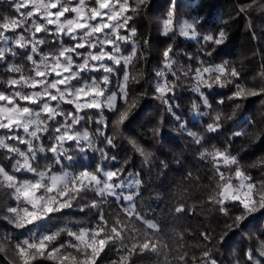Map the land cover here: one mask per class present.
Wrapping results in <instances>:
<instances>
[{"label":"snow or ice","instance_id":"snow-or-ice-1","mask_svg":"<svg viewBox=\"0 0 264 264\" xmlns=\"http://www.w3.org/2000/svg\"><path fill=\"white\" fill-rule=\"evenodd\" d=\"M11 2L19 5L16 11L19 15L10 21L0 17V65L9 74L7 78L0 76V186L10 192L12 199L22 203L9 207V216L16 228L25 229L62 214L64 210L76 206L77 201L85 206L80 212L93 214L88 222L80 221L73 226L63 223L51 230L32 232L23 241H17L16 251L21 264H138L137 258L147 254L156 257V264H217L206 244L201 245L207 250L202 251L199 258L193 255L189 259L183 232L173 230L171 236L165 239L160 223L140 211L136 202L144 187L142 170L128 171V158L120 160L118 165L109 164L118 160L111 151L118 147L114 133L124 132L132 112L149 95L144 89L140 91L139 100H130L132 86L129 84L135 79L131 74L132 64L146 51L137 48L133 14L143 10L149 0ZM168 3L171 5L172 0ZM241 11L245 9L241 7ZM248 27L251 28L250 21ZM161 31L165 36L178 32L183 38L196 41L199 46L195 54L185 53L188 60L195 61V67L192 64L186 67L178 65L180 53L173 44L162 49L161 66L153 71V98L160 101L165 111L174 117L178 130L199 146L198 158L211 165L210 179L214 188L209 191L207 202L231 220L227 224L228 230L240 228L255 214L264 212V176L255 181L248 172V166L241 163L240 152L232 150L251 128V123L245 120L247 127L233 129L232 136L223 146L205 147V135L191 130L176 114L175 108L179 105H173L171 94L181 86L178 77L188 81L191 92L196 94L190 110L207 118L203 125L205 133L218 134L223 130L224 105H230L235 114L251 98L264 100V87L244 83L241 69L231 62L213 61L218 50L226 47L231 39L224 28L202 31L198 17L178 20L174 9L170 8L167 17L161 21ZM65 32L71 43L64 40ZM84 35H87V40ZM72 36L76 39H71ZM50 37L59 39H55L56 43L48 49L49 52L60 48L61 41L74 45L62 51L57 58L61 61L67 58L72 63H56L51 55H42L45 50L41 46L50 44ZM253 38H256L254 33ZM76 53L82 55L77 56ZM113 63L119 64L123 74L119 85L122 91L116 95L110 94L111 89L107 94L104 91V83L109 80V66ZM125 65L128 66V73L123 72ZM24 70L29 71L27 78L23 75ZM87 71L92 72L96 80L84 77ZM45 76L46 83L50 85L45 98H50L52 102L46 111H51L61 100L63 106L71 108L67 121L63 116L68 113L56 117L62 124L66 127L74 125L77 132H81L82 128L88 129L82 127L85 121L93 125L91 137L87 134L74 137L63 129V136L57 133L60 141L66 139L75 143L79 139L89 146L95 145L99 160L91 170L81 171L79 175L57 174L55 170L39 172L38 179H28L23 175L27 174L25 168H35L31 163L35 140L27 136L22 138L17 129L23 125V131H29L25 117L30 107H39V104L35 95H22L21 90L24 93L41 92V81ZM70 76L71 84L68 82ZM101 76H104L103 81ZM259 76L264 81V64ZM72 86H77L75 95L69 90ZM225 87L229 90L227 94L217 91V88L223 90ZM212 92H216L215 99L211 96ZM101 96L104 97L103 110L98 112L101 103L96 97ZM122 104L126 107H121ZM217 107L220 111L214 112ZM86 113L101 119L89 121ZM77 114L84 119L74 122L72 117ZM163 123L161 119L154 136L160 135ZM12 132L16 133L14 137ZM35 135L38 132L33 137ZM128 143L132 152L141 158L142 165L150 167L154 158L152 150L134 138L128 139ZM257 143H264V133L256 138L250 137L247 148ZM57 150L58 145L52 144L49 154ZM160 164L165 168L168 166L165 161H160ZM251 166L264 172V153L256 157ZM191 176L189 172V179ZM113 205L117 206L115 211L112 210ZM196 210L195 204L186 206L183 202L172 209L177 217L189 212L194 214ZM226 235L227 232L224 233ZM201 237L203 241L213 239L209 232L202 233ZM7 241V234L0 236V242ZM257 252L259 257L264 258V241H261L260 251L251 249L244 254L246 264H264V259L257 258ZM110 253H114L115 258L108 259ZM160 257H163L162 261Z\"/></svg>","mask_w":264,"mask_h":264},{"label":"trees","instance_id":"trees-1","mask_svg":"<svg viewBox=\"0 0 264 264\" xmlns=\"http://www.w3.org/2000/svg\"><path fill=\"white\" fill-rule=\"evenodd\" d=\"M188 3L189 7L192 8V15L201 20V28L204 30H211L216 28L218 24L223 25L227 22L231 39L226 47L218 50L213 57V61L219 63L221 62L220 56H223L224 59L242 69L244 83L249 86L258 84L261 65L264 64V14L241 11V7L251 4L252 0H215L212 4V10L206 16L203 11L199 10V0H188ZM150 11L156 12L158 9L150 7ZM4 15L16 17L19 14L11 3H4L0 0V17ZM213 15L215 18L210 19ZM249 21H251V28L248 27ZM137 27L140 30V36L154 42L156 46L155 50L149 51L147 61L141 62L145 68L146 80L134 86L137 92L144 89L149 92V95L141 101L138 110V115L143 119V126L140 127L142 134L138 138L141 144L151 150L157 147L159 158L154 157L150 167L142 165L141 158L132 152L124 142L117 140L118 147L111 151L118 157V160L116 162L110 161L109 164L116 163L118 165L120 160L128 158L130 161L127 167L128 171H143L144 187L140 199L136 202L138 208L147 214L149 218H154L160 223L161 234L165 236V239L171 236L173 230L183 232L184 242L189 251V259L193 255L199 258L200 253L207 250L201 245L206 244L217 260V264H235V261L244 259L246 248L256 249L258 240H264V230L261 229V223L264 222V212L255 214L240 228L228 230L226 225L230 224L231 220L216 211L215 207L207 202V195L214 188V182L210 179L212 176L211 165L207 161H201L198 158L199 146L195 145L186 134L178 130L177 121L170 113L165 111V106L154 99L152 95V84L154 82L152 69L161 66L162 57L159 54V49L163 47L166 40L164 37H159L150 31L147 21L143 24L137 23ZM253 33L256 38H253ZM50 40V44L41 46L45 51L56 43L54 37H50ZM64 40L71 43L68 38H64ZM198 46L196 41L178 38L176 48L182 49L180 60L185 67L188 64H192L193 67L196 66L195 61L188 60L185 53L195 54ZM140 66V64L137 65V67ZM3 67V65H0V76L7 78L9 74L3 70ZM93 75L92 72L84 73V77H92ZM217 91H223L227 94L229 90L219 89ZM171 95L173 96V105H179L175 108L176 114L181 117L183 122L188 124L191 130L205 135V147L223 146L225 144L230 137L231 125L226 126L218 134L204 132L203 125L207 118L190 110L191 101L196 99V94L191 92L188 81L181 84ZM211 96L213 99L216 98V95L214 96L212 93ZM259 102L260 98H251L245 102L240 113L241 121L246 115L258 114L260 111H264V106H261ZM64 107L71 109L70 106ZM161 119L164 123L160 135L156 137L149 129L159 127ZM84 126L90 130L93 128V125L87 124L86 121L82 124V127ZM125 131L130 130L126 127ZM225 133L228 134L225 135ZM156 139H159L166 147L156 146ZM45 142H48L46 136ZM232 150L234 153L239 151L236 144ZM261 153H264V143L254 144L245 151L240 152L242 156L241 163L247 165ZM85 154L91 157L92 164L87 165L88 170H91L94 163L99 160V153H93L86 149ZM160 161H165L168 166L166 168L162 167ZM81 163L83 164L84 161L81 160ZM189 172L192 174L191 179L188 177ZM248 172L257 182L262 178L257 169L249 168ZM23 175L28 177L31 174ZM180 202L185 203L186 206L195 204L196 212L194 214L189 212L177 217L172 209ZM116 207V205H113L112 210L115 211ZM92 215L91 212L82 213L64 210L62 214L57 216H68L65 223L73 226L80 221H90ZM51 227L52 223H49L47 228L50 230ZM40 230L42 229H37V231ZM204 232L211 233L213 239L203 241L201 234ZM225 232H227L226 236H224ZM5 234H7V225L3 220H0V236ZM256 255L257 258L264 259L259 257L258 252ZM113 258H115L114 253H110L108 259ZM160 260L162 261L163 257H160ZM137 261L138 264H156V257L147 254L138 257ZM0 264H6L2 255H0Z\"/></svg>","mask_w":264,"mask_h":264},{"label":"clouds","instance_id":"clouds-1","mask_svg":"<svg viewBox=\"0 0 264 264\" xmlns=\"http://www.w3.org/2000/svg\"><path fill=\"white\" fill-rule=\"evenodd\" d=\"M4 3H11L12 7L15 9V11L19 10L18 4H13L11 0H2ZM215 2V0H199V10L203 11L205 16L208 12L212 10V4ZM151 8H157L158 11L152 12L150 11ZM246 12H253V13H260L264 14V0H252L251 6L249 4L242 6ZM172 8L175 11L176 18L178 20H186L192 17H195L192 15V8L189 7L188 0H172V4L169 5L168 0H149V3L145 5L144 9L141 10L138 13H134V27L137 31V40L136 45L137 48H144L148 51H143L135 60V62L132 64L131 74L135 78L134 80H130L129 84L132 86L131 88V94H130V100L135 99L139 100L141 96V92H137L135 90V85L141 84L142 81L146 80V74H145V68L141 62H146L149 51L155 50L156 46L154 42H150L147 38H142L140 36V30L137 27V23L143 24L145 21L148 23V27L150 31L157 34L159 37H164L166 40V43L163 45L162 48L159 49V54L161 55L162 49L167 47L169 44H173V46L176 48L178 38H183L179 35V33H168L167 36L162 34L161 31V21L165 19L168 15L169 9ZM6 21H10L13 19L12 16L4 15ZM203 18V17H202ZM211 17L210 19H214ZM251 22V21H250ZM201 25V20H200ZM217 27H222L228 32V26L227 22H225L223 25L218 24ZM202 31H207L201 28ZM211 30H215V28H212ZM31 31V29H29ZM68 36V33L65 32V37ZM55 39H59V37H54ZM71 39L75 40L76 37L72 36ZM84 39L87 40V35H84ZM142 40V43H141ZM70 47H74V45H66L63 44L61 41V47L57 49H53L51 52L48 50L45 51L42 55L47 57L51 55L53 57V60L56 63H72L71 61H68L67 58L65 60L61 61L57 58L59 57L60 53L62 51L68 50ZM176 51L178 53L182 52V49L176 48ZM77 56L82 55L81 53H76ZM87 55V54H83ZM119 55V53L117 54ZM220 55V54H218ZM221 61H227L223 58V56H220ZM177 63L178 65H183L180 60V55L177 57ZM140 64V67H137V65ZM110 71L107 73L109 80L108 82L104 83V91L107 94L109 92V89H111V95H116L117 93H121L122 89L119 86L123 79V74L120 71L119 64L113 63L109 66ZM159 67H154L152 71H155ZM179 70V69H178ZM242 71V69H241ZM90 72V71H87ZM86 72V73H87ZM124 73H128L129 69L128 66L125 65V68L123 70ZM23 75L27 78L29 76V71L24 70ZM76 75V74H73ZM31 79H35V77H32ZM72 77H68V82L71 84ZM92 80H96L95 76L91 77ZM178 79H181V84L186 82V80L178 77ZM100 80H104V76L100 77ZM47 76L41 81V87L42 91L37 93H24L23 90H21V94H27V95H35L36 101L39 104V107H30L29 113L25 117V122L29 127V131L25 132L23 131L24 126L21 125V127L17 130L21 132V137L27 136L29 139L35 140V150L31 153V163L35 165V168H25V172L27 174H31L30 176L26 177L28 179H38L39 178V172H45L50 173L53 170H55V173L62 174V173H69L71 175H79L81 171L88 170L89 164H92L91 157L85 154V150L88 149L90 152L95 153V145L89 146L88 143H82L81 140L77 139L75 143L70 142L68 140L60 141L59 137H57V133L59 132L61 136H63L64 131L69 132L74 137H79L82 134H87L90 137L92 136V133L90 129H83L81 132H77L74 130V125H68L67 127L65 124H62L60 120L56 119L57 116L63 115V113H68V115H64L63 119L67 121L69 116L71 115V109H67L63 106V102L61 100H58L55 107H52L51 111H46L47 108H49L52 104L50 98H45L48 94V89L50 87L49 84L46 83ZM252 87H264V81L259 80L258 84H254ZM224 89H227L226 87ZM73 95H75V92L77 90V86H72L71 89ZM219 90V88H217ZM212 94L215 96L216 92H212ZM96 99L101 103V109H97V111L103 110V100L104 97H96ZM194 99L191 101V104L193 103ZM260 105L264 106V100H260ZM121 107H126V104H122ZM140 104L138 107H136L135 111L132 112L130 115V119L127 123V128L130 131H125L122 134L114 133L113 138L120 140L126 144L127 147L131 149V145L128 143V139L134 138L139 143V135H141L140 127L143 126V119L141 116L138 115ZM243 109H241L238 112H235L233 114L234 109L228 104H225L223 107V112L225 114V119L223 121V129H225L226 126L231 125V129H235L238 126H244L247 127L244 124L245 120H248L251 123V128L248 129L247 133L242 137L241 141L236 143V147L239 149V152H243L247 149L249 138H256L261 133H264V111H260L258 114L253 113L250 115H246L243 118V121L240 119V113ZM215 111H220V109L217 107L214 109ZM89 117V121L93 119H101L100 116L93 115L91 113H86ZM73 121L82 120L84 119L83 116H80L77 114L76 116L72 117ZM87 122V121H86ZM38 125V128L36 127ZM90 125V124H89ZM64 131H61V130ZM155 128H150L149 131L154 133ZM230 132V137L232 136L233 132ZM38 132V135H35L33 137V134ZM228 133H225L227 135ZM16 135L15 132H12V136L14 137ZM102 135V133H101ZM45 136L47 137V143L45 142ZM159 135H156L158 137ZM229 137V138H230ZM52 144L58 145V150L55 153L50 152V147ZM155 145L158 147H166L159 139L155 140ZM152 152L154 154L155 158H159L157 156V147H154L152 149ZM81 160L84 161V163H81ZM7 163V160L4 161ZM15 166V165H14ZM246 166H248V169H256L255 167L251 166V162L248 163ZM37 169L39 171H37ZM258 170V169H257ZM260 172V171H259ZM261 176H264V172H260ZM17 202L14 199H12L10 192L0 186V220H3L7 225V236L8 241L7 242H0V255L4 257V260L6 261V264H21V261L19 259V256L16 251V245L17 241H23L26 239L32 232L37 231L38 228H41L40 231H47L49 230L47 228V225L49 223H52L51 229L55 228L56 226L65 223V221L68 219V216H53L50 219H46L34 226H31L29 228L25 229H19L16 228L9 216L8 208L16 206ZM85 206L81 205L79 201L76 202V206L71 207L70 209L72 212L75 211H81ZM226 227H228L226 225ZM50 229V230H51ZM261 229L264 230V222L261 223ZM261 241L264 240H258V246L256 249L258 251L261 250ZM251 247L246 248L244 254L251 250ZM235 254V253H233ZM235 264H246V258L244 255L243 260H237L235 261Z\"/></svg>","mask_w":264,"mask_h":264},{"label":"rangeland","instance_id":"rangeland-1","mask_svg":"<svg viewBox=\"0 0 264 264\" xmlns=\"http://www.w3.org/2000/svg\"><path fill=\"white\" fill-rule=\"evenodd\" d=\"M21 11H24V9H22ZM64 38H67V37H64ZM87 73H90V72H87Z\"/></svg>","mask_w":264,"mask_h":264}]
</instances>
